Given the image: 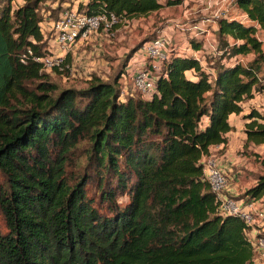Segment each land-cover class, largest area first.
<instances>
[{
	"label": "trees",
	"instance_id": "16d2710c",
	"mask_svg": "<svg viewBox=\"0 0 264 264\" xmlns=\"http://www.w3.org/2000/svg\"><path fill=\"white\" fill-rule=\"evenodd\" d=\"M43 2L0 0V264H252L259 227L249 238L253 226L219 212L202 158L226 142L228 116L242 111L241 102L264 92L255 36L260 30L264 38V1L234 0L245 19H216L228 56L250 60L204 67L170 49L146 98H120L117 78L94 75L83 87L58 89L33 59L49 52ZM174 3L85 0L57 6L47 24L71 7L123 20ZM241 117L242 147L263 144L264 113L250 107ZM79 141L84 164L69 175ZM256 160L264 170V157ZM263 194L260 173L239 198Z\"/></svg>",
	"mask_w": 264,
	"mask_h": 264
},
{
	"label": "rangeland",
	"instance_id": "374dc122",
	"mask_svg": "<svg viewBox=\"0 0 264 264\" xmlns=\"http://www.w3.org/2000/svg\"><path fill=\"white\" fill-rule=\"evenodd\" d=\"M74 1L45 0L42 3L40 26L44 34L48 33L49 23L47 24V22L54 17L55 8L74 4ZM158 1L164 3L166 0ZM223 15L240 20L245 19L236 4L229 0H177V3L164 5L147 15L119 20L109 31L91 32L84 39L77 41L65 58L67 67L58 72L54 70L46 72L48 79L60 89L71 86L83 87L92 75L107 81L117 78L120 98H124L128 94L135 95L130 84L131 75L136 67H143L142 63L146 61V57L141 54L140 47L157 35L168 39L170 49L179 50L181 54L187 56L190 54V51L187 50L190 46L188 40L190 38L199 40L202 46L200 63L204 67H208L213 62L244 64L252 58L251 55L228 56L224 38L212 35L214 33L212 21H216L219 16ZM206 28L209 31L207 40L205 37H200V35L208 33L205 31ZM257 36L261 37L259 33ZM225 40L228 44L232 43L228 37ZM261 42L263 43V41ZM261 46L264 49V44ZM186 75L189 76V73L187 72ZM241 106L242 111L239 114L228 116L232 133L241 130L244 122L241 116L250 107L256 108L259 112L263 110L264 92H254L252 98L244 99L241 102ZM77 146L74 157L71 159V166H66V172L69 175L78 173L84 164L83 147L85 143L79 141ZM209 154L213 155L217 161L220 158L222 160L225 158L220 149H211ZM256 155L264 157V144L251 146L247 149L235 146L230 152L229 159H226L227 162H224L223 168L218 166L226 178L227 192L224 193L227 197L233 200L240 199L241 190L249 184L251 185L257 174L264 173L256 160ZM4 183L3 175L0 174V187L4 186ZM91 191V187H88L87 192ZM126 198L125 195H118L115 199L117 204L121 205L125 203ZM258 200V206L264 211V195ZM252 226L254 228L250 232H246L249 238L257 232L255 229L257 225L253 224ZM5 231L6 227L0 214V232Z\"/></svg>",
	"mask_w": 264,
	"mask_h": 264
},
{
	"label": "built area",
	"instance_id": "2783aa9c",
	"mask_svg": "<svg viewBox=\"0 0 264 264\" xmlns=\"http://www.w3.org/2000/svg\"><path fill=\"white\" fill-rule=\"evenodd\" d=\"M229 1L235 3L234 0ZM118 21L111 12L87 15L75 7L63 9L58 13L56 19L49 23V52L33 59L40 63L42 71H62L66 67V64H63L66 55L71 52L77 41L84 39L91 32H107ZM140 51L146 57L147 62L132 73L130 84L135 93L146 98L152 94L155 79L160 74L161 63L167 58L170 51L168 39L157 35L143 43ZM189 51V55L200 62L201 50ZM26 52L30 53L29 50ZM203 163V178L218 200L219 212L223 215H238L245 224L250 226L255 224L259 227L260 233L254 237L252 242L251 263L264 264V232H262L264 230V211L258 206L259 200L243 201L227 197L224 194L227 186L226 178L218 168L216 159L213 156H208L203 159Z\"/></svg>",
	"mask_w": 264,
	"mask_h": 264
},
{
	"label": "crops",
	"instance_id": "0c3cea01",
	"mask_svg": "<svg viewBox=\"0 0 264 264\" xmlns=\"http://www.w3.org/2000/svg\"><path fill=\"white\" fill-rule=\"evenodd\" d=\"M85 0H75L74 2V4L73 5H76V3L77 2H84ZM160 2V1H159ZM242 15H243V17L245 18V14H243L242 13ZM224 16V15H223ZM229 18H231V17H229ZM207 22V21H206ZM212 29L214 30V33H212V35L213 34H215V32H216V29H217V27H216V21H212ZM205 31L206 32H208L206 35H200V37L201 38H203V37H205L206 39L205 40H207V38L209 37V31H208V29L206 28L205 29ZM260 34V36L261 37H258L257 36V34ZM255 36L258 38V39H260V40H262L263 41V43L262 44H264V38L262 37V34H261V31L260 30H257L256 31V33H255ZM203 40V39H202ZM202 44H203V42H202ZM187 50H192L190 47H188V49ZM142 54V53H141ZM143 55V54H142ZM252 56V54H246L245 56ZM144 56V55H143ZM145 57V56H144ZM147 62V59H146V61H144L142 64L143 65H145V63ZM139 68H141V66H139V67H136V70H138ZM134 72V71H133ZM263 110H261L260 112L261 113H264V107L262 108ZM231 115V114H230ZM225 137H226V142L224 143V144H218V145H213V146H210L209 147V151L211 150V149H220L221 150V153H222V155L225 157L224 158V160H222L221 158H220V160L219 161H217L216 160V163H218L217 165L222 169L223 168V164H224V162H227V160L226 159H229V155H230V152H231V150L235 147V146H237V147H240V146H242V140H243V138H244V134H243V132H242V127H241V130L240 131H237L236 133H232L231 131H228V132H226L225 133ZM264 144V143H263ZM263 144H259V145H263ZM259 145H254V146H259ZM249 147H251V146H248L247 148H249ZM246 148V149H247ZM208 156H213V155H208ZM207 157V156H206ZM205 157H203L202 159H204ZM254 182V181H253ZM253 182L251 183V184H253ZM248 186H250V184L248 185ZM248 186H246V187H244L242 190H241V192L245 189V188H247ZM225 193L227 192V189H225V191H224ZM224 193V194H225ZM226 195V194H225ZM264 195V194H263Z\"/></svg>",
	"mask_w": 264,
	"mask_h": 264
}]
</instances>
